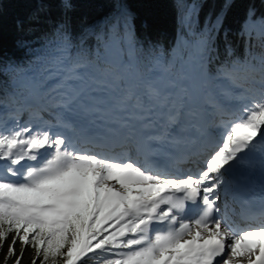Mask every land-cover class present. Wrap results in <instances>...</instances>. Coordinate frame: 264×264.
<instances>
[{
    "label": "snow or ice",
    "instance_id": "snow-or-ice-1",
    "mask_svg": "<svg viewBox=\"0 0 264 264\" xmlns=\"http://www.w3.org/2000/svg\"><path fill=\"white\" fill-rule=\"evenodd\" d=\"M232 6V0H225L215 22L199 33L192 29L194 9L182 21L192 37L185 43L192 49L194 67L224 84L225 98L240 103L244 114L224 124L221 144L210 138L200 142L193 155L204 156L203 167L194 174L159 171L123 151L114 152L128 145L143 151L146 144L173 140L182 113L169 108L152 84L143 94L128 86L116 98L118 128L109 136L101 137L68 116L74 106L84 114L99 108L88 99L97 86H124L134 62H147L149 70L160 64L159 46L150 43L145 49L136 40L127 8L120 5L106 21L105 32L97 36L95 59L85 47L89 33L77 40L67 19L56 22L41 70L25 75L32 81L40 75L42 88L52 82L42 99L56 111L55 126L72 135L54 131L48 122L35 130L19 123L0 130L3 264H23L27 248L34 254L31 264H85L90 256H100L102 264H264V225L237 229L217 203L221 188L227 195L231 177L253 166L252 154H260L264 167V14L249 7L237 33L244 44L240 54L223 27ZM62 7L70 9V0H62ZM114 50L126 52L127 58L110 60L106 54ZM0 71L19 74L21 69L7 65ZM229 107L219 106L222 117ZM46 110L38 108L36 119L43 121L40 113ZM74 141L91 147L77 149ZM259 215L264 217V209Z\"/></svg>",
    "mask_w": 264,
    "mask_h": 264
},
{
    "label": "trees",
    "instance_id": "trees-1",
    "mask_svg": "<svg viewBox=\"0 0 264 264\" xmlns=\"http://www.w3.org/2000/svg\"><path fill=\"white\" fill-rule=\"evenodd\" d=\"M72 7L64 9L62 0H0V69L7 65L18 68L26 62L21 57L33 53L39 46V38L46 35L41 31L52 28L57 21L67 19L74 39L90 25L98 24V20L111 15L123 5L133 16L134 34L139 44L145 49L149 44L159 46L160 60L171 63L177 70L181 61L192 49L185 43L191 39L187 26L182 22L186 14L194 9V32L199 33L209 27L225 5V0H70ZM233 6L227 10L223 27L229 30V38L242 54L244 44L237 33L243 24L249 7H255L256 14H264V0H232ZM199 5V7H197ZM38 17L39 19H34ZM106 25L103 27V33ZM40 36V37H39ZM93 50L98 45L97 38L90 37L85 42ZM223 55V33L218 41ZM259 43V42H257ZM180 52H177V49ZM101 50H103L101 48ZM93 52V51H92ZM148 65L145 61L138 66ZM10 73L0 71V85H6ZM10 242V241H9ZM19 251V244H17ZM7 247L0 251V264ZM33 251L27 248L23 264H31ZM9 264H12L9 260ZM85 264H102L100 256L89 257Z\"/></svg>",
    "mask_w": 264,
    "mask_h": 264
},
{
    "label": "rangeland",
    "instance_id": "rangeland-1",
    "mask_svg": "<svg viewBox=\"0 0 264 264\" xmlns=\"http://www.w3.org/2000/svg\"><path fill=\"white\" fill-rule=\"evenodd\" d=\"M98 21H99L98 23L100 24L101 22H104L105 19H100V20H98ZM87 31H88V32H89V31L91 32V31H92V27H89L88 30H86V32H87ZM188 31H189V30H188ZM94 32H96V34L99 33V31H97V30H94ZM109 231H110V229H109Z\"/></svg>",
    "mask_w": 264,
    "mask_h": 264
},
{
    "label": "bare ground",
    "instance_id": "bare-ground-1",
    "mask_svg": "<svg viewBox=\"0 0 264 264\" xmlns=\"http://www.w3.org/2000/svg\"><path fill=\"white\" fill-rule=\"evenodd\" d=\"M193 84H194V83H193ZM194 85H195V84H194ZM191 87L193 88V90H197V89H198V87H193V86H191ZM243 264H247V262L244 261Z\"/></svg>",
    "mask_w": 264,
    "mask_h": 264
}]
</instances>
